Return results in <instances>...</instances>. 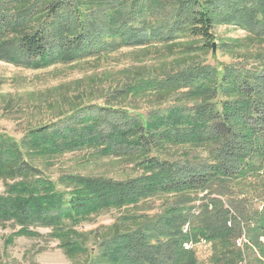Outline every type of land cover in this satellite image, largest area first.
<instances>
[{
	"label": "trees",
	"instance_id": "16d2710c",
	"mask_svg": "<svg viewBox=\"0 0 264 264\" xmlns=\"http://www.w3.org/2000/svg\"><path fill=\"white\" fill-rule=\"evenodd\" d=\"M217 23L264 40V0H0V60L44 68L121 46L169 45L181 35L201 38L199 47L205 49L213 46ZM256 60L252 66L200 64L138 83L148 90L188 88L192 99L155 109L149 117L93 105L34 127L20 140L0 132L5 184L0 221H14L18 235L50 228L67 253L88 254L86 264H200L195 251L184 247L199 236L223 246L221 262L236 260L240 254L231 242L238 228L227 226L221 200L209 198L193 217L191 231L183 228L193 215L192 193H224L231 183L263 177L264 54ZM169 144L205 147L208 155L172 159L162 153ZM86 147L97 154L138 157L143 173L126 180L71 173L54 179L35 163ZM170 194L175 202L162 212L118 218L96 241L92 232L77 229L103 211ZM237 202L235 207L253 220L251 236L259 244L264 206L250 210ZM92 240L97 253L89 249Z\"/></svg>",
	"mask_w": 264,
	"mask_h": 264
},
{
	"label": "rangeland",
	"instance_id": "374dc122",
	"mask_svg": "<svg viewBox=\"0 0 264 264\" xmlns=\"http://www.w3.org/2000/svg\"><path fill=\"white\" fill-rule=\"evenodd\" d=\"M213 33V46L205 49L199 47L203 42L201 38L181 35L169 45L121 46L106 54L44 68L0 60V132L20 140L34 127L56 121L78 108L93 105L124 108L132 114L149 117L155 109L168 108L179 102L190 103L192 99L188 88L148 90L141 89L138 83L165 79L200 64L252 66L257 64L258 56L264 54V40L253 37L239 26L217 23ZM133 84L137 86L131 91H122L129 90ZM165 149L162 153L176 160L196 161L208 155L205 147L190 144H169ZM138 160V157L97 154L93 148L86 147L54 158H39L35 163L54 179L61 174L71 173L126 180L143 173ZM261 173L262 178L231 183L224 193L209 189L192 193L195 197L191 210L193 215L185 224H189L190 231L194 225L193 217L200 214L209 198L222 201L228 210L227 220L230 215L236 217L231 224L238 228L231 246L239 251L240 257L236 260L229 257L227 263L226 260L221 262L225 251L221 244L202 236L191 237L188 241H193L191 250L195 251L200 264H264V233L259 236V244H256L252 239L253 220L235 207L237 201H241L250 210L263 208L264 171ZM4 189V180L0 177V193ZM175 198L171 194L159 195L138 206L103 211L84 221L77 229L92 232L91 239L95 237L96 241L118 218L136 213H160L174 204ZM18 229L14 221H0V264H86L89 258L85 253H67L48 227L35 228L38 232L35 236L18 235ZM95 241H91L89 249L97 253Z\"/></svg>",
	"mask_w": 264,
	"mask_h": 264
},
{
	"label": "built area",
	"instance_id": "2783aa9c",
	"mask_svg": "<svg viewBox=\"0 0 264 264\" xmlns=\"http://www.w3.org/2000/svg\"><path fill=\"white\" fill-rule=\"evenodd\" d=\"M198 212V211H197ZM236 217H232L230 215V218H229V223H233V221L235 220ZM183 230H189L190 231V228H189V224L185 225L184 226V229ZM242 237H245V235L243 234ZM245 243H246V237H245ZM184 247L188 250H191L193 248V241H188V242H185L184 243Z\"/></svg>",
	"mask_w": 264,
	"mask_h": 264
},
{
	"label": "bare ground",
	"instance_id": "6f19581e",
	"mask_svg": "<svg viewBox=\"0 0 264 264\" xmlns=\"http://www.w3.org/2000/svg\"><path fill=\"white\" fill-rule=\"evenodd\" d=\"M229 224H231V223H229Z\"/></svg>",
	"mask_w": 264,
	"mask_h": 264
}]
</instances>
